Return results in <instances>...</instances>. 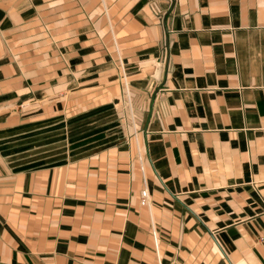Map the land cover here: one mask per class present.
Masks as SVG:
<instances>
[{"label": "crops", "instance_id": "0c3cea01", "mask_svg": "<svg viewBox=\"0 0 264 264\" xmlns=\"http://www.w3.org/2000/svg\"><path fill=\"white\" fill-rule=\"evenodd\" d=\"M0 264H264V0H0Z\"/></svg>", "mask_w": 264, "mask_h": 264}, {"label": "built area", "instance_id": "2783aa9c", "mask_svg": "<svg viewBox=\"0 0 264 264\" xmlns=\"http://www.w3.org/2000/svg\"><path fill=\"white\" fill-rule=\"evenodd\" d=\"M126 79H127L126 71L123 70L122 74L120 75V81L123 82L127 87ZM141 204L144 206H147L150 204V193L147 188H144L141 191Z\"/></svg>", "mask_w": 264, "mask_h": 264}]
</instances>
